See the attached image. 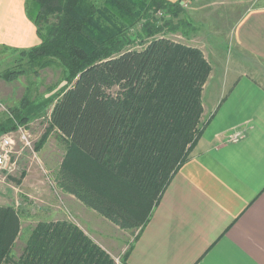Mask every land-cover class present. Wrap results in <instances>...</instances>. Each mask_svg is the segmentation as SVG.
Returning <instances> with one entry per match:
<instances>
[{"label":"trees","instance_id":"1","mask_svg":"<svg viewBox=\"0 0 264 264\" xmlns=\"http://www.w3.org/2000/svg\"><path fill=\"white\" fill-rule=\"evenodd\" d=\"M105 2L103 10L90 0H26L40 43L20 53L44 65L58 60L73 75L49 112L50 127L67 145L57 183L119 228L138 230L136 238L196 142L211 67L198 47L156 37L176 28L149 11L172 12L179 0ZM139 16L148 39L133 49L116 23ZM16 75L9 70L3 78ZM20 232L14 208L0 206V264H114L68 220L38 222L13 259Z\"/></svg>","mask_w":264,"mask_h":264},{"label":"crops","instance_id":"2","mask_svg":"<svg viewBox=\"0 0 264 264\" xmlns=\"http://www.w3.org/2000/svg\"><path fill=\"white\" fill-rule=\"evenodd\" d=\"M25 1L0 0L1 59L40 42ZM230 33L264 61V7L245 9ZM207 61L196 142L118 264H264V82L240 59ZM234 132L243 137L229 141Z\"/></svg>","mask_w":264,"mask_h":264},{"label":"rangeland","instance_id":"3","mask_svg":"<svg viewBox=\"0 0 264 264\" xmlns=\"http://www.w3.org/2000/svg\"><path fill=\"white\" fill-rule=\"evenodd\" d=\"M90 1L104 10L105 0ZM179 1L172 12L166 8L149 11L157 19L169 21V27L176 28L175 32L163 30L156 37L164 36L196 46L209 61L216 58L217 61L224 60L227 65L233 58L245 61L244 70L264 82V61L239 53L230 36L236 17L247 8L264 7V0ZM139 9L137 4L136 14ZM145 18L127 19L126 25L119 20L115 22L116 28L120 26L131 36L133 49L143 46L140 43L145 37L141 36L144 35L142 24ZM9 70L16 71L17 75L9 80L4 79V73ZM72 79V73L58 60L46 65L39 64L29 61L28 55L18 51L7 52L4 59L0 58V126L5 128L0 136L5 132L15 141L11 152L15 168L10 172H0V206H12L21 226L12 257L16 259L20 255L29 230L38 222L68 220L95 243L100 240L104 245L101 248L114 264H118L138 230L119 228L72 194L63 191L56 180L58 169L66 158L67 145L50 127L49 112L56 96ZM17 125L27 130L29 145L21 142Z\"/></svg>","mask_w":264,"mask_h":264},{"label":"built area","instance_id":"4","mask_svg":"<svg viewBox=\"0 0 264 264\" xmlns=\"http://www.w3.org/2000/svg\"><path fill=\"white\" fill-rule=\"evenodd\" d=\"M17 131L19 132L21 142L23 141L26 145H29L30 141H28L27 138L29 134L25 127L17 125ZM242 137L243 135L241 132H234L230 134L227 139L229 141H237ZM14 143L15 141L8 133L4 132V134L0 136V172H10L15 168V161L11 160L12 145H14Z\"/></svg>","mask_w":264,"mask_h":264}]
</instances>
